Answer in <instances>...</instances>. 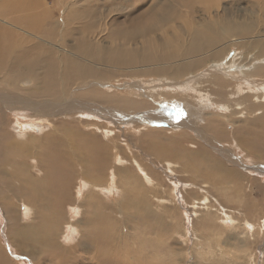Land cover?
<instances>
[{
    "label": "bare ground",
    "instance_id": "obj_1",
    "mask_svg": "<svg viewBox=\"0 0 264 264\" xmlns=\"http://www.w3.org/2000/svg\"><path fill=\"white\" fill-rule=\"evenodd\" d=\"M92 1L93 4L85 2L80 10L73 8L68 23L76 21L78 24L74 28L65 26L61 30L49 13L48 20H44L40 13L30 10L31 2L27 0H0V182L6 185L5 190L0 192V199L7 212V230H10L12 244L18 251L29 252L36 259L47 249L56 247L59 250L55 237L66 229L64 207L76 205L82 194L81 186L76 198L70 192L72 183L83 179L81 153L101 158L93 169L84 162L87 177L97 176L105 168L112 170L106 159L112 149L115 155H119L124 145L127 153L130 151L136 155L134 148L137 143L142 147L150 141L146 138L136 141L133 131L134 138L126 140V143L119 140L118 145L114 140L118 138L117 133L114 136L111 133L117 131L116 126H120L119 119L128 123L133 130L141 129L146 134L150 130L161 131V128L148 130V124L143 121L145 119L177 120L182 122L179 124L181 129L182 124H199L200 121L196 119H202L204 126L209 116H223L225 122L220 126H224L220 134L225 130L224 134L227 139L231 138V144L240 146L236 139L244 136L253 147H256L258 137L261 138L260 142H264V16H258L256 11L251 12L248 8L239 6L230 9L224 6L223 13L197 22L191 17L196 12L195 7L202 6L199 11L202 15L211 14L214 8H218L219 0H114L115 6L122 7H134L143 1L149 4L140 15L111 33V43L114 39L118 40L111 50L103 53L102 47L95 42V37L101 36L97 25L98 9L103 0ZM261 8L264 9V6ZM39 15L42 20H36ZM22 23L25 28H20ZM176 24L186 27L187 38ZM66 41L70 43L66 45ZM137 42L141 47L137 46ZM186 58L189 60L183 61ZM94 63L141 68L128 73L129 80L133 78L129 91L115 94L103 89L102 93H98L94 86L75 84L78 80L102 79V73L105 77L113 76V72L103 67H100V72L96 70ZM149 78L155 79L154 83L140 80ZM87 89L90 90L85 92ZM96 104L107 118L116 121L114 128L98 122L104 119H97L100 115H95L97 112L91 108ZM180 107H186L189 113L195 114L196 119L185 117L187 111H179ZM12 114L18 116L19 124H15V130H8L6 128L11 123ZM69 114H76L77 118ZM19 116L40 117L41 123L55 117H62L67 122L72 119L80 122L66 123L61 128L58 125V131L63 130L65 135L73 136L55 138L59 132L49 135L46 129L42 133H34L36 119L23 123ZM235 121L240 122L234 124ZM229 126L232 130L229 128L230 131H227ZM21 129L25 130L24 139L29 138L28 141L19 142L13 138L18 130L23 131ZM177 129L170 130L176 132ZM98 133L104 141L97 137ZM157 139L161 144L164 141V138ZM55 144L68 145L70 149H59ZM260 151L264 157L262 146ZM134 155L130 160L136 163L141 172H146L138 160L139 156L134 159ZM35 170L36 173L40 170L41 175H34ZM121 171L126 180L140 178L137 174L131 175L125 166ZM86 180L92 188L102 190V184ZM8 192L20 200L30 215V221L21 223L24 211L20 208L19 215L14 214ZM71 200L72 203H68ZM84 202L91 204L88 200ZM92 204L97 210L101 207L99 210L102 213L95 211V219L88 221L90 225L117 228L119 220L116 222L110 212H103L112 210L111 205L102 197ZM137 208L141 210L137 218L150 216L145 203ZM135 218L128 220L135 223ZM107 220L110 223L106 224ZM246 223L255 225L249 221ZM88 241L99 244L98 237ZM89 244L86 242V246L89 247ZM66 262L64 260L60 264ZM0 264H12L1 247Z\"/></svg>",
    "mask_w": 264,
    "mask_h": 264
},
{
    "label": "rangeland",
    "instance_id": "obj_2",
    "mask_svg": "<svg viewBox=\"0 0 264 264\" xmlns=\"http://www.w3.org/2000/svg\"><path fill=\"white\" fill-rule=\"evenodd\" d=\"M17 1L20 2L21 0ZM27 1L31 2L29 9L35 13H40L44 20H48L47 13H49V17L57 21L61 30L65 26L66 28H74L78 24L76 21L68 23L73 8L77 7V10H80L85 2L91 4L94 2L92 0ZM148 4L149 2L143 1L134 7H122L115 6L114 0L101 2L98 9L99 22L97 25L101 36L95 37V42L102 47L103 53L111 50V47L116 44L115 41L118 40L114 39V42L111 43V33L122 28L134 16L140 15ZM224 6L230 9H236L240 6L250 9L251 12L256 11L258 16H264V9L261 8L264 6V0H219L218 8H214L211 14L202 15L199 12L202 6L197 5L195 7L196 12L191 17L197 22L206 18L210 20L213 16L223 13ZM41 16H37L36 20H42ZM21 27L25 28L24 23L21 24ZM176 27L180 32H185L187 38L186 27L182 24H176ZM13 28L15 29V27ZM113 35L115 34L113 33ZM157 37L161 39L160 35ZM68 40L71 41L72 39L68 38ZM69 41H66L65 44H69ZM137 46L141 47L140 42H137ZM76 57L84 60L78 54ZM187 60L189 58L183 61L187 62ZM94 66L99 72L100 67L110 70L113 72V76L105 77L102 73V79L78 80L75 84L82 83L87 84L88 87L94 86L98 93L107 89L115 94L129 91L133 78L129 80L128 73L141 68L140 66L137 69L135 66H109L101 63H94ZM139 78H144V76ZM140 80H149V82L154 83L153 80L155 79ZM89 90L87 89L85 92ZM144 97L147 98L148 96ZM109 105L111 106V104ZM91 108L95 113L97 112L95 115H100L97 119H104L98 120V122L106 123L112 128L115 127L116 121L110 117L107 118L103 114L105 112L100 110L97 104ZM178 110L185 113L187 111L186 107H180ZM68 116L77 118L76 114H69ZM194 116V113L188 111L185 115L187 118L196 119ZM17 117V115H11V123L6 129L12 130L15 124H19ZM31 117L21 118L19 116L23 123L32 122L36 119L34 122L37 121V123L33 124L34 133H42L46 129L49 135L59 132L54 136L55 138L73 136V134L65 135L63 130L58 131V125L61 128L66 123L78 124L80 122V120L74 119L67 122L62 117H55L51 120H42L41 123L40 117L35 119ZM150 119L143 120L149 126L147 129L161 128V131L153 132L150 130L144 134L141 129L133 130L124 120L123 122L118 120L120 126H116L117 131L111 133L112 136L117 133L118 138L114 140L116 143L118 142V145H120V141L125 142L134 138L133 131H135L136 141L139 138H146L150 141L142 147L138 146L137 143L134 148L136 155L130 151L127 153L124 145V150L120 149L121 154L119 155H115L114 149L111 150V155H109L110 152H105L109 155L106 159L110 164H108L109 168H112L113 171L105 168L103 173L99 172L100 175L87 177L84 162L93 169L94 164L101 158L81 153L83 179L75 180L71 185L70 192L72 197L76 198L78 196L77 190L82 188V194L76 201V205L64 207L66 211L65 221H63L66 229L65 231L62 229L61 235L55 237L58 242L56 246L59 250L56 247L51 250L47 249L39 254L41 258L38 259L29 252L18 251L19 249L15 248L11 242L10 230H7V212H5L0 199V247L3 248L12 264H60L64 260L65 262L67 260L64 264H264V157L260 151L261 146L264 149V142H260L261 138L258 137L256 147H253L246 141V136L241 137L236 139L238 142L234 141L241 144L236 147L231 144V138L227 139L224 134L225 130L220 134L224 128V126L220 127L225 122L223 116H209L208 123L204 126H202V119H196L200 121L199 124L189 123L186 124L187 126L182 124V130L179 129V124L182 122L177 120L171 122L161 118ZM239 122L235 121L234 124ZM81 124L80 126H82ZM42 125L45 127L42 128ZM173 128L179 130L171 131L170 129ZM229 128L232 130V127L229 126L227 131ZM19 130L13 138L19 142H25V130ZM100 133L97 137L104 141V138L100 137ZM157 138H164L163 143L161 144ZM28 140L29 138L26 141ZM107 140L105 139V141ZM57 147L59 149L69 148L68 145L64 147L63 144ZM53 149L56 150L57 148L53 147ZM57 151L60 150L57 149ZM132 155H134V159L139 156L138 160L143 164L145 173L141 172L136 163L130 160L133 158ZM120 156L126 158L123 159ZM124 166L129 173H132L131 175L137 174L140 178L142 177L144 182L140 178L135 181L133 179L126 180L125 174L121 171ZM63 167L67 168L66 165ZM37 171V173L36 170L33 171V174L41 175L40 170ZM227 172L233 173L234 176H230ZM85 178L92 183L102 184V190L100 191L97 187L92 188ZM140 180L143 184L142 191L140 190ZM5 187L6 185L0 182V192H3ZM7 197L11 202L9 204L13 207L14 214L19 215V208L24 211L21 223L30 221L31 219L28 218L30 215L25 207L20 204V200L9 192ZM99 197L111 205L110 209L112 210H103V212L105 211L106 214L110 212L113 215L111 216L112 219H116V222L119 220L118 229L110 228L108 225L96 227L88 223L89 219H95V211L98 214L102 213L99 210L101 207L97 210L92 204ZM139 199L145 201L147 210L149 209L150 216L148 218H137V215L141 213L137 206L144 204ZM85 200L90 201L91 204L84 202ZM138 201L139 203H137ZM68 203H72V200ZM106 217L105 215L104 218ZM128 218L130 220L135 218L137 222L133 223V220L129 221ZM247 221L255 225H249L246 223ZM105 222L108 224L110 220ZM66 233L69 234L66 235ZM106 235L110 237H106ZM97 237L99 238V246L88 241L90 239L95 240ZM86 242L90 243L89 247L86 246ZM36 255L38 256V252Z\"/></svg>",
    "mask_w": 264,
    "mask_h": 264
}]
</instances>
